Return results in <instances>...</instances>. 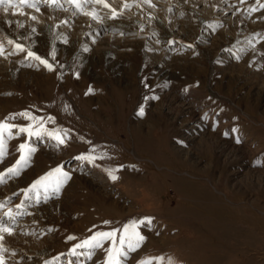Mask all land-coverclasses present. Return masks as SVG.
<instances>
[{
    "label": "rangeland",
    "instance_id": "obj_1",
    "mask_svg": "<svg viewBox=\"0 0 264 264\" xmlns=\"http://www.w3.org/2000/svg\"><path fill=\"white\" fill-rule=\"evenodd\" d=\"M31 2L0 5L4 264H106L72 250L142 220L122 264H264V0Z\"/></svg>",
    "mask_w": 264,
    "mask_h": 264
},
{
    "label": "snow or ice",
    "instance_id": "obj_2",
    "mask_svg": "<svg viewBox=\"0 0 264 264\" xmlns=\"http://www.w3.org/2000/svg\"><path fill=\"white\" fill-rule=\"evenodd\" d=\"M55 2V0H53ZM73 2H76V0H73ZM91 3H96V4H104L105 7H110L109 4L106 3V0H89ZM19 5H27L28 7H36L35 3H32L31 0H18ZM0 5H5L4 10L7 11L8 7L13 6V0H0ZM79 3H77V7H79ZM261 7H264V4L260 5ZM125 7H128L127 4H125ZM256 9H250L249 11H255ZM113 13H115V9H112ZM88 14V13H86ZM91 15L93 16L94 19H100V17L95 13L92 12ZM32 19H35L33 16ZM18 48H21L20 45H17ZM29 56H33L37 60H41L39 56H37L33 52L28 53ZM42 63L46 64L50 69L52 65L48 64L47 60H42ZM92 89L89 88V92H91ZM140 115L144 114V109H140ZM14 127V125H10L7 122H0V149L3 147V135L7 131L10 133L11 128ZM21 132H28L29 136L35 134L37 136L40 135L39 132L33 133L31 132L28 128H21ZM51 134V133H50ZM56 139L60 142L63 143V139L60 136H56ZM239 142V140L237 141ZM27 148V155L22 154L20 159L17 161V166L13 168H9L8 172L9 173H18V166L21 163H26L28 156L31 155L32 152L35 151L34 148L27 144H21L20 149L23 152ZM78 159H89L92 160L94 159L91 156H82L78 157ZM55 176L54 183L59 186L62 180H67L69 178V174L67 172L62 171V166H58L57 168L53 169L51 172L47 173L46 176L41 177L39 180L36 181V183L32 186L33 188H36L37 186H43L47 187V184L45 181H48L49 178ZM118 177L112 176V179H117ZM0 182H3V177L2 174H0ZM10 215V213H9ZM149 222L151 221V218H145ZM105 223H109L106 221ZM138 223H144V221H130L128 224L123 226L122 234L119 236V246H117V233L120 232V229H114L110 232H97L93 236H91L89 239L83 241L81 244L76 245L73 248V254H76L75 250L76 248H83V247H89V248H97L102 246V242L104 240H111L112 241V247L108 250V259L106 264H122V257L128 255V251L125 250V245H127V248L130 250H136V248L140 247L141 243L146 239L145 236L140 234V232L136 231V227ZM131 230V231H130ZM11 229L8 227H5L2 222H0V232H8L11 233ZM0 239H3L2 236H0ZM69 239H75V237H69ZM3 249H0V264H4V259H3ZM159 259H163L162 257ZM140 264H150V261H141ZM171 264V261H170Z\"/></svg>",
    "mask_w": 264,
    "mask_h": 264
}]
</instances>
